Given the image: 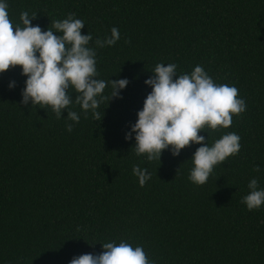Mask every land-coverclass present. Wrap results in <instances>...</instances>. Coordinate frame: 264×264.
I'll return each mask as SVG.
<instances>
[{
  "label": "trees",
  "instance_id": "16d2710c",
  "mask_svg": "<svg viewBox=\"0 0 264 264\" xmlns=\"http://www.w3.org/2000/svg\"><path fill=\"white\" fill-rule=\"evenodd\" d=\"M7 4L14 26H23L20 13L27 11L42 31L74 13L94 48L118 28L113 46L95 48L97 78L129 83L120 98L109 100L111 88L104 89L100 120L80 109L70 88L68 110L80 117L73 123L67 111L58 119L48 106L21 103L20 66L0 73V264H69L120 241L142 246L154 264H264V205L248 211L241 203L250 179L264 188V0ZM157 63H175L178 75L200 65L245 101L228 128L198 132L209 146L228 132L240 137L238 154L214 166L203 185L188 180L201 145L190 143L177 156L164 149L160 162H149L135 154L134 139L125 140ZM134 165L151 173L143 187Z\"/></svg>",
  "mask_w": 264,
  "mask_h": 264
},
{
  "label": "clouds",
  "instance_id": "9594fccd",
  "mask_svg": "<svg viewBox=\"0 0 264 264\" xmlns=\"http://www.w3.org/2000/svg\"><path fill=\"white\" fill-rule=\"evenodd\" d=\"M36 14L27 11L20 13V22L15 25L8 15L7 0H0V73L10 67L20 66L21 75L26 77L21 92V103L44 108L48 106L59 119L62 111H67V120L79 122L76 111H70L73 98L68 90L77 95L75 103L94 120L102 117L97 111L104 99L103 91L111 88V96L120 98L129 81L126 78L108 81L98 79L95 48L113 46L120 38L118 28L112 27L110 35L103 40L96 39L94 47L90 33L81 34L85 23L75 18L74 13L65 19L51 22V29L42 31L30 21ZM55 33H58L54 35ZM177 65L157 63L151 71L153 75L144 81L151 88L143 101L142 109L137 111L135 123L125 133V140L134 139L132 147L137 156H144L149 162H160L162 150L169 149L173 156L189 144H199L192 154V167L188 180L196 185L207 182L214 166L224 162L229 156L240 151V137L235 132L223 134L211 146L198 132L205 127L216 130L228 128L232 116L246 110L243 98L238 97V89L227 84H217L203 69L196 65L190 73L178 75ZM176 77L173 79V77ZM15 86L9 82L8 87ZM66 130L72 131L73 124L66 123ZM134 134V135H133ZM260 167H256L259 171ZM133 175L139 186L143 187L151 178L147 168L134 165ZM248 193L241 203L248 211L257 210L264 205V188L252 178L247 184ZM100 254H82L73 257L69 264H154L149 260L142 246L133 247L120 241L101 244Z\"/></svg>",
  "mask_w": 264,
  "mask_h": 264
}]
</instances>
